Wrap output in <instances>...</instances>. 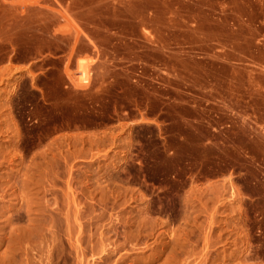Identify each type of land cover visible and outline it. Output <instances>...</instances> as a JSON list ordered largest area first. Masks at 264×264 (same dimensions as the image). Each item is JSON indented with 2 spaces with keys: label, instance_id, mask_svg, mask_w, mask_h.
I'll use <instances>...</instances> for the list:
<instances>
[{
  "label": "rangeland",
  "instance_id": "1",
  "mask_svg": "<svg viewBox=\"0 0 264 264\" xmlns=\"http://www.w3.org/2000/svg\"><path fill=\"white\" fill-rule=\"evenodd\" d=\"M0 264H264V0H0Z\"/></svg>",
  "mask_w": 264,
  "mask_h": 264
}]
</instances>
